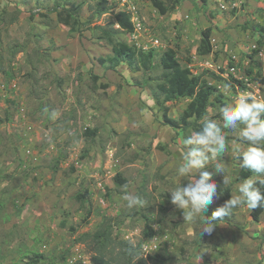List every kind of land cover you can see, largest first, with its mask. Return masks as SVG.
<instances>
[{
    "label": "rangeland",
    "instance_id": "obj_1",
    "mask_svg": "<svg viewBox=\"0 0 264 264\" xmlns=\"http://www.w3.org/2000/svg\"><path fill=\"white\" fill-rule=\"evenodd\" d=\"M172 1L176 9L161 15L150 0H0V264H26L36 254L46 256L40 264H94L93 239L84 235L97 231L110 233L115 244L139 247L144 264H264V212L254 221L246 205L238 206L207 234L200 232L205 217L187 221L171 203L169 191L191 179L178 177L176 169L183 140L193 131L164 125V110L153 97L162 69L144 73L126 63L109 69L97 61L113 56L97 26L120 30L116 16L123 12L134 32L115 36L143 52L153 50L155 62L172 48L194 75H226L218 59L229 58L235 75L227 70L217 80L214 105L200 124L214 119L226 137L224 153L206 165L217 190L240 195L243 174H257L241 167L249 142L223 126L220 109L241 91L264 96V9L253 17L246 12L248 0H240L233 11L221 10L220 20L236 36L235 57L220 52L201 62L203 32L217 18L207 0ZM56 6L80 7L76 31L51 12ZM260 32L253 41L252 33ZM215 40L211 36V44ZM167 106L168 115L180 118L179 104ZM87 129L95 137L85 138ZM217 163L223 172H215ZM85 190L88 200L80 197ZM125 193L139 196L143 206L128 208ZM223 200L224 194L214 198L204 215ZM149 228L154 234L147 237Z\"/></svg>",
    "mask_w": 264,
    "mask_h": 264
},
{
    "label": "trees",
    "instance_id": "obj_2",
    "mask_svg": "<svg viewBox=\"0 0 264 264\" xmlns=\"http://www.w3.org/2000/svg\"><path fill=\"white\" fill-rule=\"evenodd\" d=\"M167 2H169L170 5H167ZM150 3L161 15L173 12L178 4L177 1L172 0H150ZM79 9V6H74L71 9H61L56 6L51 12L57 14L60 23L70 26L72 31H76L77 26L81 25L79 20ZM116 24L119 26L120 30H110L97 26L98 29L102 30L100 39H104L108 43L113 54V56L100 57L97 60L98 63L101 66H107L109 69H115L122 63H126L132 69H142L144 73L154 70L157 67L161 68L162 75L157 82V89L153 92V97L156 103L164 110L162 113L164 125L177 129L189 127L192 131L200 130L202 127L200 121L207 115L208 108L214 105V95L217 91V88L209 84L205 77L212 78L213 80H220L222 78L215 72L208 70L204 71L201 75H194L189 64L185 66L181 64L177 58L176 51L172 48L165 50L159 61L155 62V53L153 50L148 53L143 52L134 46H130L129 44L120 41L115 36L118 31H125L128 33L134 32V24L131 22L129 14L125 12L117 14ZM211 36L212 29H205L198 48L199 55L203 56L212 53ZM259 45H264V43L259 41ZM221 73H224V70H221ZM95 79L97 78L95 77ZM233 81L236 85L245 89L242 82L235 79ZM182 99H189L190 101L182 112L180 118L174 120L168 115L167 104L175 103ZM95 135V131L87 129L83 136L85 138H92L95 137ZM250 175L251 171H248L243 174V177L248 178ZM115 180L119 184L124 183V179L120 174L116 175ZM256 187L264 193V184L257 183ZM222 194H224L223 201L230 198V189H226L225 191L217 190L218 198ZM80 197L84 200H88L89 192L85 190V193ZM263 212L264 207L250 209V216L254 221H258ZM91 215L92 210L89 209L86 219L88 220ZM146 221L148 222V218H146ZM148 233L149 234L146 236L150 237L154 234V231L149 228ZM84 238L93 239V246L96 252L93 257L94 264H144L146 261L141 257V250L139 247L136 248L125 241H119L115 244L110 233L107 231H97L92 235L86 234L84 235ZM136 257L140 258L136 260ZM45 260V255L36 254L26 264H40L44 263Z\"/></svg>",
    "mask_w": 264,
    "mask_h": 264
},
{
    "label": "clouds",
    "instance_id": "obj_3",
    "mask_svg": "<svg viewBox=\"0 0 264 264\" xmlns=\"http://www.w3.org/2000/svg\"><path fill=\"white\" fill-rule=\"evenodd\" d=\"M224 91L231 92L228 84L224 85ZM223 126L237 129L239 136L249 142V146L242 153L241 167L252 170L257 174L255 179L249 177L239 184L240 195H231V198L217 207L211 216H206L209 205L217 196V185L212 181L213 172L206 170L210 161L216 160L226 149V137L221 127L211 118H205L202 127L193 131L183 140L185 146L182 153V162L178 165L176 173L178 177H191L186 186H178L171 190V203L178 209H182L184 219L192 221L197 216L206 219L200 232L211 234L215 224L232 210L241 205L248 209L264 207V193L256 187L257 183L264 184V96H259L251 91H241L235 96L234 101L220 109ZM240 125H243L241 128ZM217 173L223 172L220 163L215 165ZM199 172V177L197 173ZM224 183L228 178L224 177ZM123 199L128 208L143 206L144 201L137 195L125 193ZM140 257H136L138 260Z\"/></svg>",
    "mask_w": 264,
    "mask_h": 264
},
{
    "label": "crops",
    "instance_id": "obj_4",
    "mask_svg": "<svg viewBox=\"0 0 264 264\" xmlns=\"http://www.w3.org/2000/svg\"><path fill=\"white\" fill-rule=\"evenodd\" d=\"M208 1V4L210 5V9L212 10V15L215 14V20H213V24L211 25L212 26V38L214 37L216 40L215 42L212 43V53L213 55L216 54V56H218V53L221 52V56H223L222 53H231L232 54V57L234 58L235 57V54L233 52H231V44L234 42V38L233 37H236V36H233L230 31V29L227 27V25L225 24V21H221L220 19V15L223 13L221 10L225 9L226 11H233L234 10V7H236L240 0H207ZM242 1V0H241ZM183 4H187V2H184L183 1ZM247 10L246 12L249 13V14H252L253 17H257L258 13L256 11L258 10H262L264 9V0L263 1H259V0H248V6H247ZM180 15V13H179ZM234 16V15H232ZM231 16V13L227 12L226 14V17L230 18L232 17ZM215 33V34H214ZM251 35V34H250ZM260 34H255V33H252V40L257 42L259 39H260ZM241 36H237V38H239ZM245 39H250V36L248 35L247 38L246 36H244L243 38V41ZM247 41V40H246ZM245 41V42H246ZM253 47V46H251ZM197 54H198V50H197ZM209 54V55H211ZM199 55V54H198ZM200 56V60L201 62H205V61H209L211 58H212V55L211 56H208V55H199ZM218 65L219 67H224L226 69V75H228V72L227 70H229V74H234L235 75V72L234 70V67H231L228 69V66L229 65V58H221L218 59ZM221 77H226L225 74H217ZM244 77V76H242ZM206 80L208 81L209 84L213 85V86H217L218 85V82L217 80H213L212 78H209V77H205ZM241 79H244V78H241ZM185 101V99H182L180 101H176L174 104H179L182 108V110L180 111V113H182L184 111V109L186 108V106L188 105L189 101L187 100V102H183ZM179 102H181L182 104H180ZM184 103V104H183ZM208 111H209V108H208ZM170 112V110L168 111ZM169 116L172 118V119H178L179 117L175 118V115H171L169 114ZM178 130V129H177Z\"/></svg>",
    "mask_w": 264,
    "mask_h": 264
},
{
    "label": "built area",
    "instance_id": "obj_5",
    "mask_svg": "<svg viewBox=\"0 0 264 264\" xmlns=\"http://www.w3.org/2000/svg\"><path fill=\"white\" fill-rule=\"evenodd\" d=\"M233 70V69H232Z\"/></svg>",
    "mask_w": 264,
    "mask_h": 264
}]
</instances>
